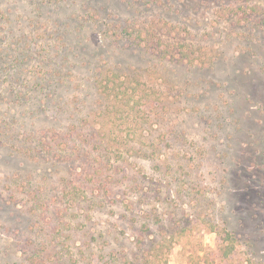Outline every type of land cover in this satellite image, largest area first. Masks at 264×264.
Returning a JSON list of instances; mask_svg holds the SVG:
<instances>
[{
  "label": "rangeland",
  "instance_id": "rangeland-1",
  "mask_svg": "<svg viewBox=\"0 0 264 264\" xmlns=\"http://www.w3.org/2000/svg\"><path fill=\"white\" fill-rule=\"evenodd\" d=\"M160 19L193 62L105 33ZM108 67L156 92L121 125L142 154L35 150L88 130ZM137 262L264 264V0H0V264Z\"/></svg>",
  "mask_w": 264,
  "mask_h": 264
},
{
  "label": "trees",
  "instance_id": "trees-1",
  "mask_svg": "<svg viewBox=\"0 0 264 264\" xmlns=\"http://www.w3.org/2000/svg\"><path fill=\"white\" fill-rule=\"evenodd\" d=\"M146 25L145 28L136 30L134 27H129L128 25L109 24L105 26V33H107L109 38L127 40L136 46L164 57L191 62L195 60V56H191L188 53L190 51L189 47H184L183 49L185 50H183L180 43H172L164 39L165 34H173L175 32V24L173 25L167 20L160 19ZM95 85L99 91L101 100L98 107L99 110L93 113V123L88 124L84 120L86 123L84 126L82 124L81 129L87 127L88 130L83 132L77 126H73L70 137L64 138L63 144L57 140L56 148L51 147L50 144L40 138V141L37 142L38 145L36 144V147H34L35 150L40 147L39 151H43L44 155L50 157H58L62 154H67L68 157L76 155L81 160L85 159L86 162L89 161L90 164L93 161L92 165L95 162L97 163L101 158H106L108 161L112 159V156L120 158L126 152L142 154V150L132 144L133 140L131 139L140 140L143 134L137 136L136 129L123 131L124 129L121 125L128 123V121L130 125H137L138 122L147 116L148 111L144 109V106L154 101L151 98L153 94H156L154 88L142 80L140 75L121 74L109 67L98 72L95 76ZM95 125H98L97 128H94ZM130 135L133 138L130 139ZM82 144L92 152L81 153L82 148L80 145ZM93 152H96V155ZM143 153L144 156L147 155L145 152ZM95 172L98 174L99 169L96 168ZM92 175L93 177L95 176V174ZM67 191H72V195L74 194L79 197L84 192V189L82 185L70 181L66 186L65 192ZM226 240L233 244L234 237L227 232ZM226 249L225 255L232 251L233 248L227 246ZM39 256L40 254L37 252L34 258L39 259ZM144 262H137L135 264H147Z\"/></svg>",
  "mask_w": 264,
  "mask_h": 264
}]
</instances>
